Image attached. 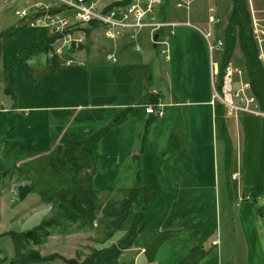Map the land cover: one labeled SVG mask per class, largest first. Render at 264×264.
<instances>
[{
	"label": "rangeland",
	"instance_id": "374dc122",
	"mask_svg": "<svg viewBox=\"0 0 264 264\" xmlns=\"http://www.w3.org/2000/svg\"><path fill=\"white\" fill-rule=\"evenodd\" d=\"M48 1L0 0V34L21 29L7 39L0 54V158L7 169L24 172L30 182L26 185L33 188L21 199L18 191H12L17 190L14 181L18 183L19 176L4 184L0 264H10L16 258L10 233H26L44 221L62 217L57 210L51 214L40 197L41 192L72 184L69 172H58L51 166L57 147L87 140L105 128L109 130L93 153V181L100 201L123 200L137 184L152 191L146 228L122 254L121 264H179L194 254V247L203 251L197 264H264V217L260 214L264 213V193L253 196L249 188L259 170L264 120L239 114L236 129L233 119H227L230 133L223 132L225 140L219 137L212 148L210 124L203 112L195 114L192 108L182 112L174 106L164 108V117L156 118L147 128V117L131 107L149 90L168 91L167 75L173 76L180 101L192 98L187 94L192 76L187 71L188 57L176 60L173 40L169 42V63L153 45L144 54L148 30L138 40L117 46L95 29L83 49L69 57L73 64H64L56 72L48 68L45 53L33 54L27 62L17 61L18 52L38 47L46 36L42 28L25 26L27 21L18 12ZM230 5V0H196L190 10L166 8L165 12L168 16L175 12L187 15L192 24L205 30L201 24L215 7L214 15H219L216 25L222 30ZM201 35L188 28L186 38L200 42L197 51L204 46L209 64ZM137 43L142 52L135 51ZM108 54H115L118 62L107 61ZM233 56V63L241 67L239 47ZM143 64L151 67L152 79ZM10 75L15 79V97L7 93ZM235 82H239L238 77ZM128 108L127 117L122 116ZM173 136L178 141L174 145ZM153 137L159 138L151 142ZM145 147L147 154L141 160L132 157ZM132 223L130 216L113 237L107 236V225L101 219L89 228L54 227L44 244H28L26 248L43 258L61 255L82 263L93 249L118 243ZM31 264L66 263L57 259Z\"/></svg>",
	"mask_w": 264,
	"mask_h": 264
},
{
	"label": "trees",
	"instance_id": "16d2710c",
	"mask_svg": "<svg viewBox=\"0 0 264 264\" xmlns=\"http://www.w3.org/2000/svg\"><path fill=\"white\" fill-rule=\"evenodd\" d=\"M230 1L232 4L231 12L227 25L221 34L222 38H220L224 41V49L221 53L219 81L215 85V88L218 93L221 92L225 68L232 62L234 52L239 47L244 57L246 77L251 84L253 94L260 108L264 111V68L259 60L258 46L252 36L248 0ZM167 6H169V2ZM61 11H63L62 8L54 9L52 13ZM163 16L164 18L166 17L164 12ZM29 20H26L27 23H25V26L28 25ZM96 28V25H91L88 27H79L78 29L84 30L87 38H90ZM20 30L12 29L13 32L0 34V54L4 51L7 39L18 35ZM60 38V36H50L46 33L45 39L38 47L18 52L16 60L27 62L26 60L33 54L45 53L48 68L51 72L59 71L65 64L64 59L57 56L50 58L48 55L54 50ZM82 49L83 47L80 50ZM72 54L73 51H67L65 58H69ZM9 79L10 86L7 89V93L15 97L13 93L15 79L12 75H10ZM147 102V105L156 104L158 98L153 93L149 94L147 96ZM215 109L218 124L225 130L224 106L216 102ZM128 110L129 108L122 113V116L127 117ZM144 112L146 114L145 109ZM147 116H149L146 120L148 128L149 124L156 118L150 115ZM108 130V128H105L87 140L69 145H59L57 147L51 161V166L55 171L69 172L72 184L69 187L55 188L41 192L40 197L41 202L50 204L52 209L57 210L62 217L60 219L58 217L44 221L35 230L26 233H10L17 252L16 258L10 264L52 262L57 259L64 261L66 264H121L120 257L122 254L133 247L136 236L146 228L149 205L152 200V191L150 188L141 187L137 184L128 191V197L123 200L108 201L106 203L100 201L99 192L95 189L93 181V153L98 142ZM260 150L259 170L256 173L254 185L249 187L253 196L264 193V123ZM16 171L18 170L13 171L7 169L0 158V193L4 180L12 178L15 175L19 176V178L25 176L24 172L18 174ZM32 191L33 188L28 185L20 186L18 187V196L23 199ZM260 214L264 217L263 212ZM130 216H133V223L124 238L111 247L93 249L91 254L82 263L75 259H66L61 255L43 258L39 252L26 248L28 244L34 246L44 244L51 237V230L54 227L62 228L63 225L65 227L77 225L79 228H89L94 227V224L100 219L102 223L104 222L107 225V236L113 237ZM193 253L190 258L181 261L179 264H197L203 256V251L199 247H194Z\"/></svg>",
	"mask_w": 264,
	"mask_h": 264
},
{
	"label": "built area",
	"instance_id": "2783aa9c",
	"mask_svg": "<svg viewBox=\"0 0 264 264\" xmlns=\"http://www.w3.org/2000/svg\"><path fill=\"white\" fill-rule=\"evenodd\" d=\"M194 1L196 0H50L46 4H36L32 9H24L18 12V16L22 20L31 19L28 21V26L32 28H42L50 36H60L54 50L48 56L64 59L66 66H71L73 60L65 58L66 52L73 51L75 55L83 47L87 38L85 31L78 29L79 27L96 25V29L103 31L105 37L112 42L125 38L136 41L145 30L154 37L162 29L181 25L164 19L163 12L168 2L176 9L190 10ZM263 3L264 0H248L252 36L258 46L259 60L264 68ZM61 8L63 11L52 13V10ZM209 11L208 22L214 26L217 22L213 14L214 9L210 8ZM186 25L191 26L190 23ZM198 30L203 34L211 56L213 104L218 102L223 105L228 117L249 114L264 119V111L253 94L243 68L230 62L225 68L221 92H217L215 85L219 81L224 41L215 37L212 28L209 30L198 28ZM159 44L162 46L161 55L169 62L171 56L168 39H164ZM135 51H142L139 44H136ZM107 60L112 63L118 61L114 54L108 55ZM236 77L239 79L238 83L235 82ZM164 107V104L158 100L156 104L147 105L145 111L147 115L163 118Z\"/></svg>",
	"mask_w": 264,
	"mask_h": 264
},
{
	"label": "crops",
	"instance_id": "0c3cea01",
	"mask_svg": "<svg viewBox=\"0 0 264 264\" xmlns=\"http://www.w3.org/2000/svg\"><path fill=\"white\" fill-rule=\"evenodd\" d=\"M263 5H264V3H263ZM231 7H232V4L230 5L228 15L231 12ZM168 8H175V7L170 6ZM213 9H214V12H216V8L213 7ZM177 10H179V9H177ZM164 13L166 15V17L164 18L166 21H168L170 23H180L181 25L176 26L175 28L170 27V28L162 29L161 31H159L154 36V39H152V36H151L150 32L148 31V33L146 34V41L143 42L144 46H145L144 54L147 51H149V47L151 45H153V47L156 48V49L157 48L162 49V46L159 43H161L166 38L168 39V43L171 40H173V47H174V51H175L174 57L176 58V60L179 62L181 60V58L183 59L184 57H188L187 58L188 62H190L189 68H188L187 71H188L189 75L191 74L192 76L189 78V92L187 94L192 95V98L191 97H185L184 101H180L179 100L180 99V94H179L180 92L178 93L176 91V82H174L173 76L167 75L166 88H168V91L163 93L162 89H158V90L155 89L153 91L149 90L146 93V95L144 96L143 100L141 102L135 104L134 109L140 110L141 114L145 115L147 117V119H148L149 116H147L145 114V112H144L145 108L144 107L148 103L147 102V96L149 94L153 93L158 98V100L161 101L164 104L165 110H167V107L170 108L171 106H174L175 108L178 107V109L181 112L184 111L185 108H190V109L192 108V110H194L195 114H197V113L201 114V112H203L206 120L209 122L210 127H211V139H210V142L212 143V145H211V148H212L213 144L214 145L216 144V140L219 139V137L222 140V137L224 136L223 132H226L228 134L230 133V127L228 126L227 119L232 118L233 119V124L235 126L234 128H236V129L239 128L240 123L238 121V117H228V116L225 115L224 118H225L226 129L223 130L219 126L218 121H217V116H216L215 105L213 104V102H214V100H213L214 86H213V83H212L211 75H210V81H211V84H212L211 85L212 88L209 85V71L211 70V56H210V52H209V49H208V45H207L206 49H207L208 55H209V64H208V60H207V57H206V52H205L204 46L202 45L201 49L199 51H197L196 50V45H199L200 42L199 41L193 42V41H190V40H188L186 38V34H187V29L188 28H194V29L198 30L199 27L194 25V24H192L189 21L188 16L187 15H183L180 12H175V13H173L172 16H170V15L168 16V12L164 11ZM228 15H227V17H228ZM208 17H209V15H208ZM227 17H226V19H227ZM216 21H217L216 24H218L219 15L217 16ZM186 23H190L191 26L186 25ZM216 24L213 26V25H211L208 22L207 19H205L204 22L201 25L205 27V30H209L210 28H212L215 37L216 36L221 37V33L223 32V30L225 28H223L222 30H218L221 27H219ZM183 28H185V29H183ZM157 36H158V38H157V40H155V37H157ZM201 36L204 38L203 34ZM219 37H217V39H220ZM127 40L128 39H121L119 41L114 42V44H117V46L119 44H128L129 42ZM123 41H127V43H123ZM156 41H157V43H156ZM204 41L207 44L205 38H204ZM117 46L115 45L114 47L116 48ZM169 48H170V44H169ZM183 51L185 52V54H183ZM160 53H161V51H160ZM199 54H201V57L198 59L197 56ZM170 56H171V52H170ZM106 59H107V57H106ZM171 61H172V57H171V60L169 62H171ZM166 62H168V61H166ZM232 62H233V58H232ZM144 63H146L148 65L149 62H144ZM147 65L143 64L142 67H143V69H146V71L148 72L149 78L152 79V76H153L152 69H151L150 66H147ZM149 65H150V63H149ZM241 67L244 68V57H243V62H242V66ZM210 74H211V72H210ZM140 95H142V94H140ZM166 98L169 99V103L165 102ZM131 108H133V107H131ZM219 133H220V136H219ZM156 138H159V137H156ZM156 138L153 137L151 139V142L155 141ZM223 138L225 140V136ZM148 142L149 141H147V143ZM175 143L177 144L178 141L173 136L172 137V144L174 145ZM214 150L216 152V147H215ZM145 154H147L146 147L140 153V155L134 154V155H132V157H137V158H139L141 160ZM150 167H157V166L156 165H152ZM13 171H15V170H13ZM14 178L15 177H13V179ZM8 179H10V178H8ZM8 179H6V180H8ZM21 179H24V180H21ZM6 180L3 181V188H2L1 193H0V201H1V198H2L3 194L5 193V191L7 189L6 187H4V184H5ZM19 180L20 181L18 183H16V181H14L15 182L14 185L17 186L16 187L17 190L12 189L13 192H17L18 191V187L24 186L27 183H30V182L27 181V176L26 177L24 176L23 178H19ZM44 205L48 206L51 214L54 212L50 204H44ZM147 219H148V217H147ZM56 237H61V236H56ZM215 243H216V241L212 242V245H214Z\"/></svg>",
	"mask_w": 264,
	"mask_h": 264
},
{
	"label": "water",
	"instance_id": "95a60500",
	"mask_svg": "<svg viewBox=\"0 0 264 264\" xmlns=\"http://www.w3.org/2000/svg\"><path fill=\"white\" fill-rule=\"evenodd\" d=\"M157 38H158V36H157V37H155V40H157Z\"/></svg>",
	"mask_w": 264,
	"mask_h": 264
}]
</instances>
